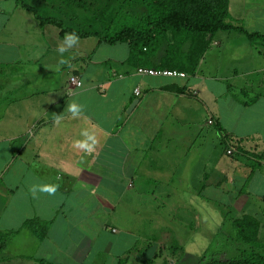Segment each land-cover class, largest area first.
<instances>
[{
    "label": "crops",
    "instance_id": "1",
    "mask_svg": "<svg viewBox=\"0 0 264 264\" xmlns=\"http://www.w3.org/2000/svg\"><path fill=\"white\" fill-rule=\"evenodd\" d=\"M256 3L230 0L231 22L264 34V6ZM209 38L202 55L198 45L176 46L171 33L156 50L62 38L20 0H0V264H182L166 253L171 214L165 221L155 200L173 203L178 220L197 226L190 202L210 189L237 191L238 168L244 196L235 205L262 219L264 230L253 204L255 197L264 204V41L237 31ZM186 53L185 63L175 60ZM204 126L223 133L230 162L219 164L218 144L191 146ZM194 149L205 160L200 178L191 174ZM36 220L48 224L43 239L25 227Z\"/></svg>",
    "mask_w": 264,
    "mask_h": 264
},
{
    "label": "trees",
    "instance_id": "2",
    "mask_svg": "<svg viewBox=\"0 0 264 264\" xmlns=\"http://www.w3.org/2000/svg\"><path fill=\"white\" fill-rule=\"evenodd\" d=\"M20 1L25 9L33 12L43 27L46 24L56 26L62 38L66 35L80 38L95 36L108 44L125 42L135 48L156 50L168 42V33H171L176 46L182 48L190 44V48L193 49L198 45V55H202L209 48L211 38L207 39L208 35L213 36L218 32L237 31L246 35L250 42L264 41V34L249 32L243 26H236L231 22L230 0H110L106 9L99 13L93 9L97 0H94L92 5L88 4L87 0H37L48 6L52 4L50 8L45 6L42 8L27 0ZM55 4L60 7L54 6ZM65 7H69L74 19L72 21L77 20L75 21L77 25L72 24L73 22L60 13V8ZM134 7H139V15L132 14ZM43 9L56 14L43 16L42 12L45 11ZM84 17L88 19L85 21L88 24L86 29L82 27L85 23H80ZM187 57L188 53L184 57L176 56L175 60H182L185 63ZM199 59L200 56L198 61ZM188 191L189 189H182V192L187 194L186 202H189L190 197ZM199 198L203 199L204 196L199 193L198 200ZM257 206L264 215V206L260 204ZM190 207L193 212L198 213V202H190ZM221 220L222 225L228 227L225 231L228 239L236 245V255L228 259L211 257L206 260L205 257H201L198 264H264V243L259 239L263 220L250 214L234 219L224 216ZM25 227L30 228L42 239L47 235V223L27 221Z\"/></svg>",
    "mask_w": 264,
    "mask_h": 264
},
{
    "label": "rangeland",
    "instance_id": "3",
    "mask_svg": "<svg viewBox=\"0 0 264 264\" xmlns=\"http://www.w3.org/2000/svg\"><path fill=\"white\" fill-rule=\"evenodd\" d=\"M32 4H38L43 8L45 3L38 2L37 0H27ZM91 1V2H89ZM94 0H87L86 2L88 4L93 3ZM110 0H97L96 1V7L93 9L95 12H101L106 9V6L108 5ZM256 8L257 10H261L259 6H264V1L256 0ZM88 8H85L87 10ZM45 11L42 12L43 16H47L48 14L51 16H54L56 13L43 9ZM61 11V12H60ZM60 13L64 15L70 22H73V15L70 12L69 7L60 8ZM75 10V14H76ZM92 11V9H91ZM128 11V10H126ZM125 11V12H126ZM132 14L135 16L136 14H140L139 7H134ZM133 20V19H132ZM77 21V20H75ZM73 22L72 24H76V22ZM88 24H84L82 26L84 29H86V26ZM105 48H102L103 50ZM108 50H112V48L108 47ZM107 50L101 51V53L106 52ZM226 99H223L221 101L222 104H225ZM223 106V105H222ZM226 121V125H227ZM223 133H221L220 129L217 126H204L201 129L198 128V137H196L193 140L194 148H198L201 150L202 148L210 150L215 148V145L218 144L219 148V164H221L223 161L230 162L231 158L224 155V145L225 141L223 138ZM222 141V143H221ZM205 153V152H204ZM190 155V154H189ZM198 155V151L194 149L190 160ZM203 154L199 153L198 160L194 159L192 160V163H190L192 170L191 174L194 177H202L200 175H205V169H204V161L201 163L199 161L201 160V157ZM188 159V164L190 162ZM194 167V168H193ZM241 168H238L237 174L234 178V187L237 191L233 190L232 194H226V193H219L213 194L212 189L210 191H202V195L204 196L203 199L198 200V221L197 226L193 224H185L182 223L180 220H178L177 216H175L174 211V205L171 203L170 206L163 208L162 203L155 200L156 206L160 208V212L164 214H171V220H169L172 223L171 227V240L169 242V248L166 250V253H169L172 255L173 258L178 260L181 257L182 264H198L201 260V257H205V259H210L211 257H215L218 259H228L229 257H233L236 255L235 247L236 245L233 243V241L228 239L227 231L228 227H224V224L222 225L221 217L224 218V216L229 218H241L244 215V212L241 210H238L235 203L236 199H239V202L242 201L244 195H240L238 191L241 190V187H243L244 180L240 177V174L238 171H240ZM213 172L216 173V170L213 167H208L206 169V172ZM201 183V184H200ZM198 183V189L202 187V181ZM255 197V196H252ZM256 201L257 203H253L256 206V209L261 211L259 207L257 206L260 204V206H264L263 202L260 201L257 197ZM254 198V199H255ZM239 204V203H238ZM182 205V204H181ZM209 205V207H208ZM206 208V209H205ZM238 210V212H236ZM128 215L125 216L123 214V222L125 226H129L127 223H130V219L134 218L132 214L129 213V210H127ZM238 213V214H237ZM206 216V218H205ZM141 219V218H139ZM128 220V221H127ZM164 220L166 221V214ZM262 239H264V230L260 231ZM264 241V240H263Z\"/></svg>",
    "mask_w": 264,
    "mask_h": 264
},
{
    "label": "built area",
    "instance_id": "4",
    "mask_svg": "<svg viewBox=\"0 0 264 264\" xmlns=\"http://www.w3.org/2000/svg\"><path fill=\"white\" fill-rule=\"evenodd\" d=\"M142 74L145 75H152V76H160V75H165V76H184L185 74L182 72H178L176 70H160V69H155V68H141L139 70ZM69 82L76 87H81L83 82L81 78L77 75H71L69 78ZM136 94L139 95L140 92L139 90H136ZM209 123H213L212 120H209ZM234 149L231 148L228 150V154H233Z\"/></svg>",
    "mask_w": 264,
    "mask_h": 264
},
{
    "label": "clouds",
    "instance_id": "5",
    "mask_svg": "<svg viewBox=\"0 0 264 264\" xmlns=\"http://www.w3.org/2000/svg\"><path fill=\"white\" fill-rule=\"evenodd\" d=\"M70 107H71V109L73 111H78L77 105L72 104ZM93 143H95V141H93ZM81 146L82 147H87L88 149H91V147H92V145H86V144H83V143H81ZM41 190L42 191H47V192H50V193L51 192H55L56 186L55 185H44V186H41Z\"/></svg>",
    "mask_w": 264,
    "mask_h": 264
}]
</instances>
